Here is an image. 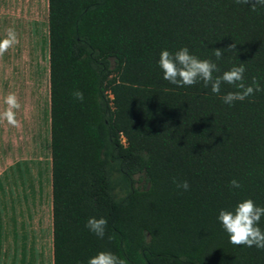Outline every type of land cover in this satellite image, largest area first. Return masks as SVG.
Returning <instances> with one entry per match:
<instances>
[{
    "label": "trees",
    "instance_id": "obj_1",
    "mask_svg": "<svg viewBox=\"0 0 264 264\" xmlns=\"http://www.w3.org/2000/svg\"><path fill=\"white\" fill-rule=\"evenodd\" d=\"M254 2L47 0L52 264L101 250L124 264H264V249L233 245L216 220L241 199L264 206V6ZM232 43L216 60L212 50ZM182 46L215 61L214 75L244 63V82L261 91L228 106L232 85L169 84L155 61ZM88 217L108 221L103 238Z\"/></svg>",
    "mask_w": 264,
    "mask_h": 264
},
{
    "label": "rangeland",
    "instance_id": "obj_2",
    "mask_svg": "<svg viewBox=\"0 0 264 264\" xmlns=\"http://www.w3.org/2000/svg\"><path fill=\"white\" fill-rule=\"evenodd\" d=\"M30 29L0 53V123L7 94L20 105L0 133V264H52L47 17Z\"/></svg>",
    "mask_w": 264,
    "mask_h": 264
},
{
    "label": "clouds",
    "instance_id": "obj_3",
    "mask_svg": "<svg viewBox=\"0 0 264 264\" xmlns=\"http://www.w3.org/2000/svg\"><path fill=\"white\" fill-rule=\"evenodd\" d=\"M249 4L250 0H243ZM264 6V0H255L252 4ZM5 35L0 38V53L17 43V35L13 28L5 30ZM235 48V44H230L227 48L213 49V55L219 60L223 55V50ZM156 66L161 71L162 79L177 87L192 86L201 83L210 89L212 94H220L224 84L232 85L235 91L225 92L220 99L225 105L231 106L234 101H243L251 97L254 92H260L261 87L255 77L251 78V83L244 82V63L232 65L228 70L219 75L217 63L211 59H201L190 52L188 47L182 46L173 51L162 48L155 61ZM76 101H83L84 94L79 89H74L71 93ZM3 103L6 105L2 117L8 124L15 125V109L20 105L16 96L9 93L4 97ZM176 188L181 191L189 190L187 180L176 181L173 179ZM230 189H239L240 183L236 179L229 181ZM264 216V206L254 203L250 198L238 200L231 208H221L218 210L216 220L227 238L233 245H243L245 247H255L264 249V229L260 227L261 217ZM108 221L104 217H88L84 227L98 238H103L105 227ZM87 264H124L123 259L111 251H97L87 259Z\"/></svg>",
    "mask_w": 264,
    "mask_h": 264
},
{
    "label": "crops",
    "instance_id": "obj_4",
    "mask_svg": "<svg viewBox=\"0 0 264 264\" xmlns=\"http://www.w3.org/2000/svg\"><path fill=\"white\" fill-rule=\"evenodd\" d=\"M41 12L46 18L47 0H0V38L4 37L7 28L23 32L25 25L31 27L29 31L34 34L40 25ZM7 124L0 123V133L6 137Z\"/></svg>",
    "mask_w": 264,
    "mask_h": 264
}]
</instances>
